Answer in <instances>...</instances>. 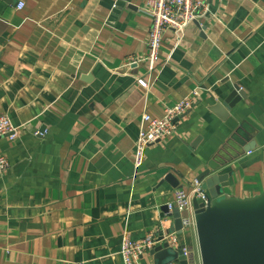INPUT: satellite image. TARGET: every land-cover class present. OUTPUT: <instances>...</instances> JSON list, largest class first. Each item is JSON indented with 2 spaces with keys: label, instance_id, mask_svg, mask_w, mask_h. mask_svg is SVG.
<instances>
[{
  "label": "crops",
  "instance_id": "0c3cea01",
  "mask_svg": "<svg viewBox=\"0 0 264 264\" xmlns=\"http://www.w3.org/2000/svg\"><path fill=\"white\" fill-rule=\"evenodd\" d=\"M19 1L0 0V117L18 131L0 138L11 165L0 174V264H124L126 232L175 233L200 264L196 228L176 229L167 204L211 161L229 176L226 195L264 192V0L210 2L182 35L165 31L154 67L148 0ZM235 85L245 97L221 119L210 107ZM197 88L175 134L136 167L143 116ZM164 259L149 251L140 264Z\"/></svg>",
  "mask_w": 264,
  "mask_h": 264
},
{
  "label": "built area",
  "instance_id": "2783aa9c",
  "mask_svg": "<svg viewBox=\"0 0 264 264\" xmlns=\"http://www.w3.org/2000/svg\"><path fill=\"white\" fill-rule=\"evenodd\" d=\"M17 1V8L22 9L25 3ZM212 1L215 0H148V13L152 17V25L149 31L147 59L153 67L159 61L160 48L165 31L172 29L178 35H182L190 23L199 19L201 10H205ZM137 83L141 87H149V82L143 75L137 78ZM198 97L199 89L197 88L175 105L166 107L163 116L158 117L148 113L143 116L144 127L139 132L135 142L134 163L136 167H140L143 164L146 150L150 145L175 134L177 129L176 119L183 117L194 106ZM42 134L43 130L35 131V135ZM17 136V128L7 117L1 116L0 138L5 137L14 140ZM10 166L6 156L0 154V174L7 172ZM194 197L201 202H206V196L199 180L191 183L190 191L178 188L172 201L167 204V208L171 213L176 209L180 211L184 229L196 228L193 206ZM159 237L161 236L148 233L142 239L136 240L129 232L124 233L121 247V256L124 264H140L141 258L145 253L164 243H168L169 248L175 251L182 249L188 264H197L193 260V251L180 242L177 234L163 235L164 238L161 240ZM165 264L181 263L180 261H170Z\"/></svg>",
  "mask_w": 264,
  "mask_h": 264
},
{
  "label": "water",
  "instance_id": "95a60500",
  "mask_svg": "<svg viewBox=\"0 0 264 264\" xmlns=\"http://www.w3.org/2000/svg\"><path fill=\"white\" fill-rule=\"evenodd\" d=\"M89 75L85 76L88 79ZM245 97L238 85L223 99L210 107L221 119L229 117L237 102ZM179 119H176V121ZM252 149V144L245 148ZM220 164L211 161L197 180L202 184L206 202L193 198L196 231L201 264H264V192L258 196L240 199L224 193L228 175L218 173ZM167 177L177 187L179 181ZM172 179V180H171ZM176 229L183 228L181 213L173 212ZM161 236L159 239H163ZM152 254H162L160 264L179 260L188 264L182 249L175 251L168 243L157 245Z\"/></svg>",
  "mask_w": 264,
  "mask_h": 264
}]
</instances>
